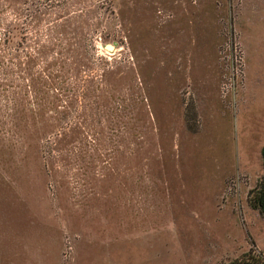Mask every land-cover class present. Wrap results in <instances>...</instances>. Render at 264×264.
Returning <instances> with one entry per match:
<instances>
[{"label":"rangeland","instance_id":"obj_1","mask_svg":"<svg viewBox=\"0 0 264 264\" xmlns=\"http://www.w3.org/2000/svg\"><path fill=\"white\" fill-rule=\"evenodd\" d=\"M263 148L264 0H0V264L264 263Z\"/></svg>","mask_w":264,"mask_h":264},{"label":"trees","instance_id":"obj_2","mask_svg":"<svg viewBox=\"0 0 264 264\" xmlns=\"http://www.w3.org/2000/svg\"><path fill=\"white\" fill-rule=\"evenodd\" d=\"M262 155H263V165H264V148L262 151ZM249 202L250 205L258 210L261 214V216L264 219V174L261 177L260 181L258 182V184L256 185L255 188H253L250 193H249ZM254 262H251L250 260L244 261L241 263L240 261L237 262H233L231 264H264L263 262H261V258H256L255 256H252ZM259 259V260H258ZM258 261V262H256Z\"/></svg>","mask_w":264,"mask_h":264},{"label":"water","instance_id":"obj_3","mask_svg":"<svg viewBox=\"0 0 264 264\" xmlns=\"http://www.w3.org/2000/svg\"><path fill=\"white\" fill-rule=\"evenodd\" d=\"M108 48H109L110 50H112V49H113V46L109 45Z\"/></svg>","mask_w":264,"mask_h":264}]
</instances>
